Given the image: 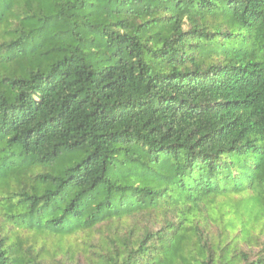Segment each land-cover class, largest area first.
I'll use <instances>...</instances> for the list:
<instances>
[{"label": "trees", "instance_id": "trees-1", "mask_svg": "<svg viewBox=\"0 0 264 264\" xmlns=\"http://www.w3.org/2000/svg\"><path fill=\"white\" fill-rule=\"evenodd\" d=\"M0 264H264V0H0Z\"/></svg>", "mask_w": 264, "mask_h": 264}, {"label": "rangeland", "instance_id": "rangeland-1", "mask_svg": "<svg viewBox=\"0 0 264 264\" xmlns=\"http://www.w3.org/2000/svg\"><path fill=\"white\" fill-rule=\"evenodd\" d=\"M76 238H70L68 240L65 241V243H69L70 241L74 242ZM56 240V239H55Z\"/></svg>", "mask_w": 264, "mask_h": 264}]
</instances>
